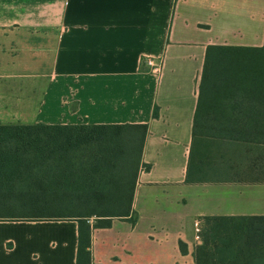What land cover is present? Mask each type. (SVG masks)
<instances>
[{"label":"crops","instance_id":"crops-1","mask_svg":"<svg viewBox=\"0 0 264 264\" xmlns=\"http://www.w3.org/2000/svg\"><path fill=\"white\" fill-rule=\"evenodd\" d=\"M210 45L263 46L264 0H0V125H149L138 220L95 228L93 264H197L195 221L264 216V142L198 145L191 164ZM78 241L77 221H0V264H76Z\"/></svg>","mask_w":264,"mask_h":264},{"label":"trees","instance_id":"trees-1","mask_svg":"<svg viewBox=\"0 0 264 264\" xmlns=\"http://www.w3.org/2000/svg\"><path fill=\"white\" fill-rule=\"evenodd\" d=\"M148 132L146 123L0 125V221H77L76 264H93L95 228L138 220L133 202ZM193 134L191 164L198 145L204 159L217 140L264 142V45L208 47ZM187 181L199 180L189 171ZM206 220L197 264H262L256 257L264 264V216ZM226 230L253 234L231 238Z\"/></svg>","mask_w":264,"mask_h":264},{"label":"built area","instance_id":"built-area-1","mask_svg":"<svg viewBox=\"0 0 264 264\" xmlns=\"http://www.w3.org/2000/svg\"><path fill=\"white\" fill-rule=\"evenodd\" d=\"M141 66L146 68L148 71L159 74L162 71L163 60L161 58H155L152 56H145L141 59ZM201 221L197 220L194 223V228L197 232V237L200 238L201 233Z\"/></svg>","mask_w":264,"mask_h":264},{"label":"rangeland","instance_id":"rangeland-1","mask_svg":"<svg viewBox=\"0 0 264 264\" xmlns=\"http://www.w3.org/2000/svg\"><path fill=\"white\" fill-rule=\"evenodd\" d=\"M211 224H212V223H209L207 226H204V228H205V229L210 228ZM201 225H202V226H201V232H202V230H203V223H202V221H201Z\"/></svg>","mask_w":264,"mask_h":264}]
</instances>
